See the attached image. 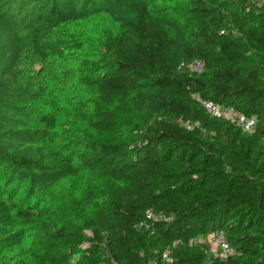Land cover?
Returning a JSON list of instances; mask_svg holds the SVG:
<instances>
[{"label":"trees","instance_id":"obj_1","mask_svg":"<svg viewBox=\"0 0 264 264\" xmlns=\"http://www.w3.org/2000/svg\"><path fill=\"white\" fill-rule=\"evenodd\" d=\"M78 1L98 7L110 0ZM129 6L132 18L79 66L97 92L84 117L88 127L115 132V108L138 113L139 141L80 138L73 121L63 126L40 114L32 155L4 152L10 169L47 172L54 184L84 169L109 181L110 198L93 206L84 226L64 222L31 243L42 264H71L77 253L103 257L102 264H264V0H191L186 24L154 2ZM58 18L52 5L29 22L40 58L63 55L37 39V29ZM195 61L202 72L191 71ZM208 100L254 118V127L212 116L203 105ZM27 199L0 197V231L22 233L40 219L53 226L56 210L40 194ZM94 199L87 189L70 196L66 210L78 212ZM160 214L166 218L154 217ZM84 228L104 240L102 248L84 239ZM217 230L234 249L227 258L194 241Z\"/></svg>","mask_w":264,"mask_h":264},{"label":"rangeland","instance_id":"obj_2","mask_svg":"<svg viewBox=\"0 0 264 264\" xmlns=\"http://www.w3.org/2000/svg\"><path fill=\"white\" fill-rule=\"evenodd\" d=\"M190 1L110 0L93 7L82 6L78 0H0V197L19 204L29 200V195L33 198L40 194L44 204L56 210L50 229L44 228L45 219H40L32 227L23 228L22 233L0 231V264H31L33 255L36 256L34 264H42L44 259L37 244L30 241L34 236L55 231L64 222L84 226L90 222L93 206L110 198L109 181L96 173L82 169L78 175L54 184L44 171L13 172L4 159V152L32 155L39 142L34 129L42 113L53 114L63 126L73 121L80 138L138 142L143 130L138 113L127 114L115 108L119 125L115 132H98L88 127L84 117L91 112L97 92L82 78L85 73L79 64L82 59H94L105 36L118 32L122 22L132 18L131 2L166 6L171 17L186 24ZM52 5L59 18L37 29V39L43 44L59 46L64 52L61 56L43 59L33 51L29 22ZM69 35L80 43V49L73 48ZM190 68L197 73L196 68ZM87 189L95 195L92 205L78 212L66 210L69 197L80 198ZM83 231L87 242L98 241L102 248L104 240L95 239L90 228ZM196 240L207 243L212 256L220 253L211 236H199ZM102 258L77 253L70 261L71 264H102Z\"/></svg>","mask_w":264,"mask_h":264},{"label":"built area","instance_id":"obj_3","mask_svg":"<svg viewBox=\"0 0 264 264\" xmlns=\"http://www.w3.org/2000/svg\"><path fill=\"white\" fill-rule=\"evenodd\" d=\"M190 67L196 68L197 72L203 71V63L195 61L193 62ZM203 105L206 108V110L214 117L223 118L225 120H228L230 122L236 123L240 125L244 130L250 131L255 124L254 118H249L245 116L244 114L237 111L235 108L231 106L222 107L221 105L213 102V101H203ZM187 127H190L188 123H185ZM155 218H166L164 215H156ZM207 236H211L215 243L220 247V253L217 256H220L222 258H227L228 256L232 255L234 253V249L229 244V242L226 240L224 236L223 230H217L214 231Z\"/></svg>","mask_w":264,"mask_h":264}]
</instances>
